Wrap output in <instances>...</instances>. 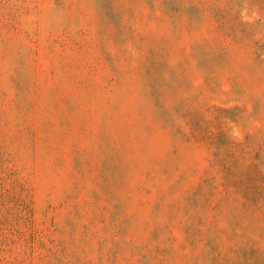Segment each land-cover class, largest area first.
Returning <instances> with one entry per match:
<instances>
[{"label": "rangeland", "instance_id": "obj_1", "mask_svg": "<svg viewBox=\"0 0 264 264\" xmlns=\"http://www.w3.org/2000/svg\"><path fill=\"white\" fill-rule=\"evenodd\" d=\"M0 264H264V0H0Z\"/></svg>", "mask_w": 264, "mask_h": 264}]
</instances>
